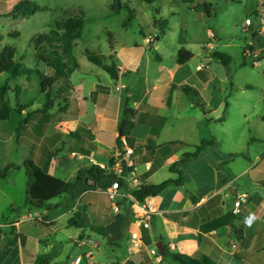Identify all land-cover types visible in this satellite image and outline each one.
I'll return each mask as SVG.
<instances>
[{"label": "crops", "instance_id": "obj_1", "mask_svg": "<svg viewBox=\"0 0 264 264\" xmlns=\"http://www.w3.org/2000/svg\"><path fill=\"white\" fill-rule=\"evenodd\" d=\"M20 1L0 0V14H10ZM29 1L50 10L42 0ZM155 3L156 0H152L148 4L153 6ZM197 6V3L192 8L189 6V12L194 13ZM259 6L257 15L264 10V3ZM55 7L64 15L76 12L74 7L66 10L63 3ZM53 22L56 26V20ZM253 27L257 42H251L244 57L251 58L254 66L259 67L261 61L264 62V30L259 25ZM125 31L128 33L129 30ZM187 32L181 26L180 35ZM151 36L154 41L149 43ZM207 36L219 40L211 31ZM161 43L155 27L147 26V30L138 28L134 36L125 39L121 45L114 44L107 56L116 61L115 87L107 76L102 82L100 78L107 72L101 67L103 73L96 72L93 83L82 78L74 85L69 81L72 77L60 81L52 109L57 103L59 115L56 121H38L45 124L41 136L53 128V136L48 139L54 140L52 148L61 153L59 162L52 151L40 146L41 140L36 141L39 145L36 149L29 142L33 140L29 128L31 116L25 106H20L24 109L20 115L29 122L24 137L18 133L21 122L14 124L15 112L9 121H0L8 125V131L1 129L0 132L10 133L8 140L3 141L6 150L0 170L9 164L18 167L0 179V264H37L39 257L50 259V264H74L77 258H82V253L85 258L80 264H154L149 250L159 243L169 254L162 255L159 264H180L172 254L191 257L201 264H264V159L252 169L251 160L243 167H226L225 162L234 163V159L229 158L233 151L226 153L219 146L225 104V68L232 62L229 66L220 63L214 58L219 52L215 44L204 40L189 45L188 41L180 39L171 50ZM182 48L194 55L184 65L179 64L177 57ZM79 67L80 63L75 59L61 71L73 74ZM45 69L53 74V70ZM262 74L264 76V68ZM122 85L126 88L118 90ZM247 86L252 85L233 84L235 91L249 90ZM184 87L196 91V95L187 94ZM196 101L204 109L197 106ZM36 109L35 112L40 111ZM124 119L133 125L118 144ZM205 141L212 145L196 160L181 164L177 172L171 170L185 154L195 152ZM253 141L259 145L258 159L264 154V137H255ZM124 142L134 150L131 158L133 175L126 176V182L135 176L142 187L169 180H180L182 184H170L157 197L145 202L155 212L150 229L138 226L135 189H128L125 184L117 203L120 210L116 212L111 207L116 219L108 224V208L102 197L108 198L106 191L111 188L110 179L95 187L83 183L71 194L58 197V203L55 198L41 208L27 203L28 176L22 167L26 161H33L60 179L72 181L80 170L92 166L90 158L97 164L109 165L110 160L124 155ZM12 146L22 149L18 159L9 155ZM79 155L85 159H79ZM71 161L75 165L69 171ZM261 165L263 169L259 168ZM57 170L65 175L57 176ZM65 195L68 200H62ZM243 196L240 212L235 214V203ZM63 221L80 231L66 237L76 247L69 255L57 232L64 230L61 229L65 224ZM72 222L82 227L72 226ZM134 232L143 237L144 248L140 253L130 250ZM90 248L102 250L101 256L96 258L92 251L84 252Z\"/></svg>", "mask_w": 264, "mask_h": 264}, {"label": "rangeland", "instance_id": "obj_2", "mask_svg": "<svg viewBox=\"0 0 264 264\" xmlns=\"http://www.w3.org/2000/svg\"><path fill=\"white\" fill-rule=\"evenodd\" d=\"M46 8V11L37 13L29 18H23L8 13L0 14V49L11 48L16 50L17 59L29 69H37L44 74L51 75L43 66V61H40L38 55V44L35 38L38 35L50 34L55 31L58 34H54L52 40H63L62 34L65 33V26L69 21L83 20L84 26L80 39L68 41V44H61L63 47L68 48V54L65 62L67 67L71 65L70 55L80 63V67L75 73H68L69 77H72L69 81H72L74 85H78L82 78H86L88 81H96V72H102L100 67H96L87 60V57L83 55L86 49L99 50L105 56V64L111 65L116 63L113 58L107 56V53L111 49V44L121 45L125 39H130L134 36V32L138 28L142 27L147 30V26L151 28L155 27L159 38L162 39V45L165 49L171 50L174 45L178 43V40L184 39L188 41L189 45H195L196 40H204L208 43L215 44L216 49L219 52L226 53L231 56L232 63L230 67L225 68V104L222 109L223 116L221 123L223 128L219 134V146L224 149V152L233 151V155H229L233 161L225 162L224 166L243 167L245 163L250 162V169L259 164L264 159V154L258 156L259 145L256 141H253L255 137H264V76L263 68L264 62L261 61L259 67L254 66L251 58L244 57V51L249 48L251 42L256 40L255 27L245 30L246 21L249 19L256 26L260 24L259 16L257 15V9L260 3H264V0H156L153 6L152 0H121L116 3L115 0H42ZM63 3L66 10L74 7L75 14L71 12V15H67L63 12L57 11L55 6ZM194 3L199 6L196 7L194 13L189 12V6H194ZM205 3V4H204ZM204 4V5H203ZM206 5V6H205ZM45 8V7H44ZM159 13V15H158ZM202 14V15H199ZM131 18V26L124 28V23L128 17ZM133 18H135L133 20ZM156 19V23L153 21ZM56 20V26L54 24ZM162 22V30L165 34H162V30L157 23ZM181 26L187 34H181ZM125 29H128L126 33ZM208 31L218 36L219 40L208 38ZM111 37H109V35ZM56 35V36H55ZM54 38V39H53ZM150 38H154L151 36ZM113 39V40H112ZM68 40H70L68 38ZM154 40V39H153ZM195 49L194 46H190ZM189 48V46H188ZM46 50L48 56L53 57V53L50 48L44 46L40 51ZM72 51V52H71ZM61 57H63L62 50H59ZM40 55V54H39ZM64 58V57H63ZM64 61V60H63ZM69 63V64H68ZM244 64V65H243ZM105 74V73H104ZM108 74V73H107ZM103 75L102 82L104 83V76H107V80L115 87V80L110 74ZM72 75V76H71ZM68 77V79H69ZM231 77V78H230ZM246 83L252 85L254 89L245 91H235L233 84ZM17 88V91H14ZM54 92L57 91V87H54ZM236 92V93H235ZM2 93L4 96H2ZM4 97V98H3ZM45 95L41 93L40 81L36 73L24 76L19 79H12L7 82V76H0V107L4 101H8L12 107H18L19 112H15L14 124H20L26 120L24 115H20L21 105L25 106L31 116L30 131L32 132L31 145L34 149L38 148L36 144L37 140H41V144L46 151H52L54 158L60 161L61 153L57 148H52L53 128H50V132L45 135L40 131L45 132V124H39V120H47L50 122L56 121L58 113V107L49 112H42L43 105L45 103ZM40 110L35 112L34 109ZM49 114V116L47 115ZM247 118V119H246ZM21 120V121H20ZM224 121V122H223ZM27 123H21L22 128L19 130L21 137L25 136V128ZM220 123V122H219ZM7 129L8 125L5 122H0V130ZM10 136L9 132L2 134L0 132V163L4 161L3 153L6 150V144L4 140ZM47 138V139H46ZM46 140V141H45ZM9 142V141H8ZM217 142V141H216ZM8 146V145H7ZM263 146V144L261 145ZM49 148V149H48ZM52 148V150H51ZM61 148V147H60ZM54 149V150H53ZM9 155L13 159H18L22 152L19 146L9 147ZM235 153V154H234ZM74 162L71 161L68 165V170H73ZM263 169V165L259 167ZM56 175L63 177L64 173L56 171ZM264 175V174H263ZM255 177V176H254ZM264 177V176H262ZM248 180V176H246ZM20 181V179H18ZM240 184V183H238ZM243 185V184H242ZM20 189V182L18 191ZM62 200H68V195L62 197ZM58 203L60 199L56 198ZM119 199L115 202H111L107 197H102V202L107 206L108 224L113 222L115 214L110 211L114 204L119 203ZM83 205V204H81ZM29 207V206H28ZM82 207V206H81ZM84 207V206H83ZM13 214V212H10ZM63 231L58 232V237L63 241V246L66 248V253L69 255L72 249H76L75 246L67 240V235H74L80 232L76 227H68L67 221H63ZM60 228V227H59ZM52 239L53 236H51ZM50 237V238H51ZM49 238V239H50ZM92 251L96 258L101 256L102 250L85 249L84 252ZM76 257L73 256L72 259ZM82 258H85L82 253Z\"/></svg>", "mask_w": 264, "mask_h": 264}, {"label": "trees", "instance_id": "obj_3", "mask_svg": "<svg viewBox=\"0 0 264 264\" xmlns=\"http://www.w3.org/2000/svg\"><path fill=\"white\" fill-rule=\"evenodd\" d=\"M115 1L116 3H119L121 0H115ZM44 11H46V8L40 7L29 0H21L14 7L12 14L16 15L17 17L21 16L23 18H29L31 16L36 15L37 13ZM162 24H163L162 22H159L156 25H159L162 30ZM83 26L84 23L82 20L69 21L65 26V33L62 34V38H65L62 41L52 40L54 34H58L55 31L50 32V34L38 35L35 38V41L38 44L37 50H39L40 52L36 56L40 58V61L41 60L43 61L44 64L43 66H45L47 69L53 70L52 76H49L48 74H44L40 70L29 69L25 67L20 62V60L17 59L16 50L11 48L0 49V76L6 75L7 82H9L12 79L16 80L24 76L30 75L31 73H36L40 81L41 93L44 94L46 98L41 111L49 112L54 108L56 102L57 94L53 90L54 87H57V85L60 84V81L62 79L66 80L69 77L68 73L70 72V71H65V72L61 71L62 68L67 67V63L65 62V60L69 52L67 47H64L62 49L63 46L61 44L62 43L68 44L69 43L68 41H72V40L74 41L79 39L82 35ZM130 26H131V18L129 16L127 21L124 23V27L126 28ZM162 34L163 35L165 34L163 30H162ZM108 35L109 37H111L110 34ZM68 38L70 40H68ZM113 45H114L113 43L110 45L112 49H113ZM43 46L45 48L51 49V52L54 54L53 57L48 56L46 50L40 51ZM59 50H62L64 58L61 57V53L59 52ZM83 54L84 56L87 57L89 62L95 64L98 67L103 68L108 74L111 75V77L114 80L117 79L118 71L116 69V64L115 63H112L111 65L105 64L104 61L106 58L102 53L99 52V50L86 49ZM177 57L179 64L184 65L187 62H189L194 57V55L185 48H182L178 51ZM214 58L225 66H229L230 63L232 62L231 56L222 52L215 53ZM70 59H72L73 61H70L69 63L71 62L73 63L75 60V58L72 56V53L70 55ZM246 89L251 90L254 89V87L247 86ZM183 90L187 94L193 93L196 95V91L189 90L187 87H184ZM15 91H17V88L15 89ZM2 96H4L3 93ZM195 103L197 106L204 109L203 105L199 101H196ZM14 112H19L18 107L16 106L14 108L8 101H4L2 106L0 107V121H9ZM26 121L27 120H23V122L21 123L23 124ZM132 125L133 124L127 119H124V121L121 123L120 136L117 140L118 144H121V138L127 135V132L129 131V128L132 127ZM211 145H212L211 142L208 141L203 142L199 147L196 148L195 152L185 154L178 163L174 164L171 167V170L177 172L178 167L181 164L196 160L201 155V153L208 146ZM113 164H114V159L110 160L109 166L111 167ZM22 167L25 168L28 176L27 203L36 206L38 208L43 207L44 205H46L47 202L55 198H58L64 194H71L78 186L82 185L83 183H86L90 187H95L97 184H99L100 182L106 179H110L112 181L118 179L111 169L103 170L99 166H95V165L80 170L77 173L75 179L72 181H66L54 175L49 174L47 171L40 168L31 160L26 161ZM16 168L18 167L14 166L13 164L7 165L5 168L0 170V179L6 178L8 174ZM181 173L182 172L179 171V174ZM119 181L121 185L125 184L124 180L120 179ZM170 184L182 185L180 180L177 181L169 180L159 185L143 186L139 190L133 192V197L135 198L136 202L145 203L149 198L157 197ZM71 225L82 227L80 224L73 222ZM168 255L169 254L166 253L164 256H168ZM171 256L175 261L179 262L180 264H201L197 260H194L188 256L177 255V254H172ZM50 263H51L50 259H46L43 257H39L37 260V264H50Z\"/></svg>", "mask_w": 264, "mask_h": 264}, {"label": "built area", "instance_id": "obj_4", "mask_svg": "<svg viewBox=\"0 0 264 264\" xmlns=\"http://www.w3.org/2000/svg\"><path fill=\"white\" fill-rule=\"evenodd\" d=\"M259 28L261 30H264V10L260 11L259 16ZM245 30L248 31L251 27L254 26L251 20H247L245 24ZM154 38H149L148 42H152ZM126 86H120L117 89H125ZM124 148L125 152L124 155L119 156L118 158L114 159V164L110 167L109 165H102L97 164L93 158L89 159V163L91 165L99 166L103 170H109L111 169L114 174L117 176V180L112 181L111 188L107 189L106 194L109 198V200L113 203L118 198L121 197L120 191L122 189V185L120 184V179L125 181L126 176L133 175L132 169L134 167L133 162L131 160L132 156L134 155V150L129 147L126 142H124ZM78 156V155H77ZM79 159L83 160L85 159V156L79 155ZM125 187L128 189H135L139 190L142 187V183L140 180L132 176V178L129 181H125ZM245 196L241 197L239 201L235 203V214H239V209L244 201ZM136 202V201H135ZM134 202L135 209H138V212H136L137 217V223L138 226L142 229H150L152 225V220L154 216V209L150 204L146 203H139ZM113 208L116 212H119V206L118 204H114ZM144 248V241L143 237L140 233L134 232L131 234V241H130V250L132 253H140ZM149 254L153 257L154 264H159L162 261V254L160 253L159 249L157 247L149 250ZM82 258H77L74 264H80Z\"/></svg>", "mask_w": 264, "mask_h": 264}, {"label": "water", "instance_id": "obj_5", "mask_svg": "<svg viewBox=\"0 0 264 264\" xmlns=\"http://www.w3.org/2000/svg\"><path fill=\"white\" fill-rule=\"evenodd\" d=\"M156 247L159 249V251H160V253L162 255H165L166 254V248L162 245V243L157 244Z\"/></svg>", "mask_w": 264, "mask_h": 264}]
</instances>
